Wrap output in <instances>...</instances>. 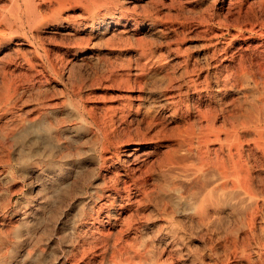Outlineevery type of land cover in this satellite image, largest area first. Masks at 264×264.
<instances>
[{
    "label": "rangeland",
    "instance_id": "rangeland-1",
    "mask_svg": "<svg viewBox=\"0 0 264 264\" xmlns=\"http://www.w3.org/2000/svg\"><path fill=\"white\" fill-rule=\"evenodd\" d=\"M99 4L101 3L98 0H0V143L2 142L3 145L0 144V245L2 246L0 253H5L7 250L5 254L1 253L0 264H86L89 260L88 257L91 258L92 254H87L86 260H80L82 253L80 248L86 243L88 244L95 236L100 235L99 232H96V227L102 230L112 229L115 233L124 229L116 236H121L124 240H136V243L140 241L138 244L135 243L136 248L134 249L137 250L136 253L141 252V254L137 253L136 260L140 262L137 264H163L166 259V264L168 261L171 262V259L173 262L169 264H216L217 262L218 264H241V262L242 264L252 262V264L258 262V264H264V259L260 258L254 244L252 247L254 251L251 249V254L254 256L250 263L230 254L229 250H231L230 246L233 241L231 238H236L238 233V225H236V223L238 224V214L233 213L231 208H221L222 204L219 205L221 207L215 204L216 208L210 206L209 211L212 212H209L210 220L203 217V211L195 210L196 200L189 199V195V198L187 197L186 188L183 187L178 193L170 191L174 180L179 179L180 182L182 178L181 181H183L180 183H184L185 179L182 177L184 171L181 172L180 169L185 170V167H183V163L179 164L178 161L176 163L175 160L173 162L172 159L163 157L169 147L160 145L157 152L154 153L152 158L154 160L148 158L145 164L148 166L139 172L130 169L128 164L124 163L123 158L128 149L148 142L147 138L154 135L156 130L160 133L166 131L163 132L165 135L169 134L174 137L182 130V127H190L188 124L192 119L190 115L187 116L185 111L187 105L190 106V111H193L194 105H197V102L194 101H198V95L192 93V89L183 83L186 82V78H177L173 83L164 81L169 80L166 76L167 73L172 74L173 72V69L169 67L170 62L176 64L179 61L176 51L170 48L180 45L182 50L187 51V55H189L187 57L191 62L190 66H192V62L196 61L202 66L207 64L206 53L213 49L211 42L218 48L228 46V50L232 49V51L243 48L247 57L250 54L251 56L255 55L254 50L264 42V29H262L264 28V0H166L164 5L161 6V3H158L147 11L142 7H138L137 10L132 8V12L127 15L129 18L137 15L140 17L152 15L160 19L158 27L143 29V32L145 31L144 38L155 43L154 47L159 51L164 50V55L166 52L165 56L168 57L164 61L167 62L168 67L165 63L163 67L155 65L147 68L139 78L141 80L135 81L134 78L128 76L134 66L133 64L132 66L128 65L125 50L113 51L111 46L108 47L100 42L88 49L89 52L92 51V56L88 53L79 54L76 57L70 55L69 51L74 48L76 38L92 33L89 28L83 30L78 25L74 27L70 24L76 21L77 24L83 23L90 16L97 15L99 11L105 9V6L101 4L99 7ZM92 5L100 9L94 8L95 10L92 11L93 8L90 7ZM45 9L47 10L44 11ZM249 9L250 11H248ZM76 13H78L77 16H75ZM84 14L86 15L84 16ZM60 16L64 20L59 21ZM163 22L167 24L166 27L165 24H162ZM252 23L255 30L245 28ZM111 29H114V26ZM75 33L76 37L73 36ZM131 41L135 44L134 40ZM61 57H68V62H61L63 60ZM204 71L206 74L208 71L206 67ZM216 71H218L217 67H209V74L212 78L210 79V90L203 93L204 98L200 102L203 109H209L210 104L217 105L211 97L213 90L217 87ZM163 77L165 78L163 79ZM263 92L257 93L259 95L256 97L258 103V98L262 97V94L264 99ZM230 93L227 99H230L231 96V98L236 97L238 105H244V108L247 107L245 106L247 104L250 107L249 102L251 99L254 100L251 92H247L246 96L238 93V95L236 93L230 95ZM129 95L135 96H132L135 105L139 102L137 112L129 109ZM3 97L5 100L9 98L10 103L5 102L4 99L1 100ZM174 99L178 101L179 108L176 111H174ZM6 103H9V107L6 106ZM113 108L124 112L126 123H119L116 117L111 119ZM143 119L147 122L145 123ZM36 125H39L37 126L40 127L39 131L32 128ZM137 127L141 134L137 137L139 139L134 135ZM162 127L165 129L163 128V130ZM179 127L181 128L178 132ZM106 129H109L108 133ZM174 130L176 131L173 132ZM127 133L132 137L128 140L129 142L126 140L130 137ZM142 133L145 135L143 136ZM119 138L120 140L117 141ZM116 142L122 143H117V145ZM65 148L68 151L67 154H65ZM110 151L113 152V155ZM168 160L170 161L169 165ZM135 171L136 173H134ZM178 171L180 174H176L180 177L176 174L173 176L172 173ZM140 172L141 174H139ZM112 173L115 174L112 175ZM127 174L128 177H126ZM140 175L142 177L138 178ZM108 179L111 181L109 182ZM123 182L126 184L124 185ZM174 182L177 185L180 184L177 183V180ZM115 185L119 188L112 189ZM105 187L107 188L105 189ZM125 187L126 189H124ZM142 188L144 192L146 190L156 191H154L155 193L153 191L144 193ZM166 191H170V194ZM165 193L168 196L173 193L176 203L179 202L177 203L179 208L176 207V203L174 205L173 202L166 199L168 196ZM129 195L133 199L132 206L128 203ZM98 196L101 197L98 198ZM111 202L113 204H110ZM163 202H166V205ZM170 203L173 205L170 206ZM184 206L186 209L188 208L187 211L183 210ZM112 210L114 211L112 212ZM172 210L175 211L173 214H171ZM129 213L130 215H128ZM190 214L191 216H189ZM217 214H221V218ZM133 217L135 218L133 219ZM195 218L198 223L194 220ZM213 220L215 223L212 222L210 225ZM219 220L224 225L221 223L219 226ZM127 227L130 228L126 229ZM226 228L229 230L227 231ZM215 230L219 231L218 234ZM260 231L258 228L259 237L262 236L261 239L264 240ZM227 233L232 234L228 235ZM78 238L81 240L79 241ZM8 242L10 243L8 244ZM226 243L227 245H225ZM228 248L229 250H227ZM100 252L98 248L96 253ZM221 255H223L224 262H220L223 261L220 259Z\"/></svg>",
    "mask_w": 264,
    "mask_h": 264
},
{
    "label": "bare ground",
    "instance_id": "bare-ground-1",
    "mask_svg": "<svg viewBox=\"0 0 264 264\" xmlns=\"http://www.w3.org/2000/svg\"><path fill=\"white\" fill-rule=\"evenodd\" d=\"M103 6H105L104 10H101L97 13V15L90 16L86 22L83 23H76L73 22L72 26L78 25L81 27L80 29H87L89 28L92 30V33H89L87 36L83 37L79 36L76 38L74 48L69 51L73 57L78 56L79 54H90L92 56V51H88L92 46L101 43L106 44L108 47L111 46V49L114 50H125L128 65L133 64L134 68L133 70H130V73L128 76L131 78H134L135 80H141L139 79L141 75L147 70V68L154 67L155 65L159 67H163V65H167V62H164L167 60L168 57L167 53L165 52V55L163 53L164 50L159 51L154 47L153 42L147 41L144 37L145 34L143 32V29L146 27H158L159 20L157 16H132V18L127 17L128 13L132 12L131 9L134 8V10H137L138 7H142L144 10H149L151 7L156 6L158 3H161L164 5L166 0H98ZM146 1V2H144ZM176 1V0H175ZM178 1V0H177ZM180 1V0H179ZM182 1V0H181ZM187 1V0H185ZM207 1V0H206ZM257 1V0H256ZM259 1V0H258ZM261 3V2H260ZM95 4V2H94ZM93 4V5H94ZM99 4V7L100 5ZM256 4V3H255ZM51 5V4H49ZM92 7L93 10H97L98 8ZM96 5V4H95ZM98 5V4H97ZM229 5V4H228ZM242 5V4H241ZM101 6V7H103ZM252 6V5H251ZM263 6V4H262ZM49 7V6H47ZM243 7V6H242ZM250 7V6H249ZM51 8V7H50ZM84 8V7H83ZM95 8V9H94ZM230 8V7H229ZM264 8V7H263ZM49 9V8H48ZM100 9V8H99ZM139 9V8H138ZM189 9V8H188ZM255 9V8H254ZM252 9V10H254ZM45 9L44 11H46ZM50 10V9H49ZM52 10V9H51ZM54 10V9H53ZM87 10V9H85ZM240 10V9H239ZM243 10V8H242ZM241 10V11H242ZM230 11V10H229ZM228 11V13H229ZM250 11V9L248 10ZM256 11V10H255ZM90 12V11H88ZM155 12V11H154ZM161 12V11H160ZM257 12V11H256ZM80 13V12H79ZM84 13V12H83ZM91 13V12H90ZM165 13V12H164ZM70 14V13H69ZM75 14V13H74ZM78 13H76L75 16H77ZM87 14V13H86ZM84 14V16L86 15ZM252 14V12H251ZM254 14V13H253ZM256 14V13H255ZM258 14V13H257ZM35 15V14H34ZM62 15V14H61ZM120 15V16H119ZM145 15V14H143ZM73 16V15H72ZM250 16V15H249ZM252 16V15H251ZM255 16V15H254ZM72 18L71 16H68ZM74 17V16H73ZM80 17V16H78ZM256 17V16H255ZM254 17V18H255ZM260 17V15H259ZM77 18V17H76ZM250 18V17H249ZM86 19V18H85ZM64 20L61 16L59 17V21ZM73 20V19H72ZM75 20V19H74ZM73 20V21H74ZM82 20V19H81ZM252 20V19H251ZM45 21V20H44ZM43 21V22H44ZM85 21V20H84ZM252 22V21H250ZM264 22V21H263ZM42 23V21H41ZM53 23V22H52ZM248 23V22H247ZM48 24V23H47ZM66 24V23H65ZM165 24L164 22L162 23ZM40 25V24H39ZM161 25V24H160ZM167 24H165L166 27ZM247 25V24H246ZM254 24H250V26H245L246 29L255 30L256 28L253 26ZM258 25V24H257ZM77 26V27H78ZM114 26V29H111V27ZM42 27V26H41ZM260 27V26H259ZM2 28V27H1ZM244 28V27H243ZM77 29V28H76ZM79 29V30H80ZM261 29V28H260ZM264 29V28H262ZM164 30V29H163ZM176 30V29H175ZM264 33V32H263ZM261 34V33H260ZM258 34V35H260ZM66 35V34H65ZM68 35V34H67ZM71 35V34H70ZM76 33L73 35L75 36ZM213 35V34H212ZM262 35V34H261ZM53 36V35H52ZM76 37V36H75ZM53 38V37H52ZM74 39V38H73ZM131 40L135 41V44ZM243 40V39H242ZM263 40V39H261ZM211 41H213L211 39ZM231 42V41H230ZM229 42V43H230ZM262 42V41H260ZM65 43V42H64ZM210 43V42H209ZM212 48L208 51V62L207 64L203 65L199 62H192V66H190L189 58L187 56V51L182 50L181 47L177 45V47H173L170 49H173L178 54V62L176 64H173V62H170L169 67L173 69L172 74L167 73L169 81L172 82L177 78H186L183 83H186L189 87V89H192V93H196L198 95V101H194L197 105H194L193 111H190V106L187 105V116H191V121L189 122L188 126L190 127H182V130H180L181 127L178 128V132H180L176 135L175 138L172 135H165L162 131L161 134L159 131L156 130L154 135H151L147 138L145 144L139 145L134 148L128 149V151L124 154V163H127L130 169L139 170L144 169V167L148 166L146 160L152 159L154 156V153L157 152V148L161 146L169 147V150H166L165 155L163 157L172 159L173 162L175 160L178 161L179 164H184L183 167H185V170L180 169L181 172L184 171L183 178L185 179L184 183L180 179H176L180 184H176V180L173 181V186L170 188V191L178 193L181 189L186 188L187 190L185 193L189 199L194 198L195 201V210H201L203 211V217L210 219V213H212L210 210L211 207H215V204L218 206L222 204L221 208H231L233 213L238 214L237 216V222L236 223L238 233L236 238L233 239L231 243V250L229 248L227 250L231 251L230 254H233V256L239 257L242 259L247 260V262H251L252 256V247L253 244L256 247V251H258V254H260V258L264 259V240L261 239L262 236L259 237L258 234V228H260V232L264 236V99L263 94L262 97L258 98L259 103L257 102V98L259 95L257 93H260V91H264V42L261 44L260 47H257L256 50H254L253 56L250 54V58L246 56V53L243 48L237 51L228 50V46L225 48H218L214 46L213 42H211ZM215 43V42H214ZM258 43V42H257ZM69 44V43H68ZM158 45V44H157ZM206 45V44H205ZM258 45V44H257ZM248 46V45H247ZM255 46V45H254ZM105 47V46H104ZM169 47V46H168ZM172 47V46H170ZM208 47V46H207ZM211 47V46H210ZM221 47V46H220ZM231 47V46H230ZM239 48V46H237ZM244 47V46H243ZM253 47V46H252ZM256 47V46H255ZM32 48V47H30ZM183 48V47H182ZM247 48V47H246ZM53 49V48H52ZM160 49V48H159ZM169 49V50H170ZM245 49V48H244ZM208 50V49H207ZM236 50V49H235ZM35 51V49H34ZM168 51V50H167ZM171 51V50H170ZM169 51V52H170ZM247 51V50H246ZM252 52V51H251ZM118 53V52H117ZM205 53V52H204ZM248 53V52H247ZM250 53V52H249ZM92 54V55H91ZM205 54V55H206ZM60 55V54H59ZM170 55V54H169ZM62 56V55H61ZM96 56V55H95ZM54 58V57H53ZM62 58V57H61ZM41 59V58H39ZM63 59V60H62ZM61 62H68V57H63ZM111 59V58H110ZM109 59V60H110ZM121 59V58H120ZM56 60V59H55ZM125 60V59H124ZM60 61V60H59ZM126 61V60H125ZM173 61V60H172ZM177 61V60H176ZM175 61V62H176ZM80 62V61H79ZM90 62V61H89ZM169 62V61H168ZM83 63V62H82ZM206 63V62H205ZM91 64V63H90ZM127 65V66H128ZM217 67L218 71H216V83L217 87L212 92V99L214 100L217 105H209V109L206 110L203 109V107L200 105V102L204 98V92H208L210 90V79L212 78L209 74V67ZM158 67V68H159ZM208 70L206 71V74L204 73V69ZM3 68V67H2ZM131 67H129L130 69ZM4 69V68H3ZM7 70V68H5ZM132 69V68H131ZM156 69V68H155ZM161 69V68H160ZM158 70V69H156ZM166 70V69H165ZM214 71L213 69H211ZM5 71V70H4ZM10 71V70H9ZM128 71V70H127ZM162 71V70H161ZM170 71V69H169ZM6 72V71H5ZM70 72V71H69ZM155 72V71H154ZM159 72V71H158ZM166 72V71H165ZM171 72V71H170ZM28 73V72H27ZM72 73V72H71ZM163 73V72H162ZM214 73V72H213ZM149 74V72H148ZM160 74V72H159ZM158 74V75H159ZM164 74V73H163ZM92 75V74H91ZM152 75V74H150ZM156 75V73H155ZM157 75V76H158ZM213 75V74H212ZM6 76V75H5ZM146 76V75H144ZM143 76V77H144ZM154 76V75H153ZM162 76V75H161ZM159 76L160 78H162ZM127 77V75H126ZM148 77V76H147ZM150 77V76H149ZM155 77V76H154ZM128 78V77H127ZM126 78V79H127ZM153 78V77H152ZM165 77H163L164 79ZM9 79V78H8ZM129 79V78H128ZM133 80V79H132ZM215 80V79H214ZM128 81V80H127ZM183 81V80H182ZM130 82V79H129ZM168 82V83H169ZM135 83V82H134ZM138 83V82H136ZM141 83V82H139ZM138 83V84H139ZM167 83V84H168ZM215 83V84H216ZM181 85V83H179ZM214 84V85H215ZM77 85V84H76ZM171 85V84H170ZM174 85V84H173ZM26 86V85H25ZM178 86V85H177ZM185 86V85H184ZM173 88V87H172ZM187 90V89H186ZM178 92V91H177ZM180 92V91H179ZM183 92V91H182ZM229 92L231 93H238L239 95H247V92H251L253 97V101L249 102L250 107L247 105V107H243L241 105H238L237 98H228ZM174 93V92H173ZM230 93V95H231ZM264 93V92H263ZM139 94V93H138ZM237 94V95H238ZM250 94V93H248ZM135 95V94H133ZM129 95L128 101H129V109L134 110L135 112L138 111L139 102L135 105L132 100V96ZM137 95V94H136ZM208 95V94H207ZM257 95V96H256ZM141 96V95H139ZM138 96V97H139ZM143 96V95H142ZM167 96V95H166ZM244 96V97H245ZM135 97V96H133ZM206 97V96H205ZM5 97H3L1 100H3ZM142 98V97H140ZM144 98V97H143ZM243 98V97H242ZM247 98V97H246ZM250 98V97H249ZM137 99V98H136ZM173 99V98H172ZM240 99V98H239ZM5 100V99H4ZM9 100V98H8ZM8 100H5L7 102ZM132 100V101H131ZM169 100V98H168ZM139 101V99H138ZM9 102V101H8ZM143 102V101H142ZM173 102V101H172ZM210 102V101H209ZM10 103V102H9ZM9 103H6V106H8ZM128 103V102H127ZM178 101L174 99L173 105H174V111H176L179 107L177 105ZM193 103V101H192ZM194 103V104H195ZM243 103V102H242ZM241 103V104H242ZM170 104V103H169ZM246 104V103H245ZM192 105V104H191ZM5 106V108H6ZM9 107V106H8ZM169 107V106H168ZM193 108V106H192ZM8 109V108H7ZM113 114L111 119H114L116 117L117 121L119 123H126L127 120L125 119L124 112L118 108H113ZM126 109V108H125ZM171 109V108H170ZM173 110V109H172ZM4 111H6L4 109ZM128 111V110H127ZM140 112V111H139ZM110 113V112H109ZM112 113V112H111ZM134 113V112H133ZM144 113V112H143ZM148 112L146 111V114ZM145 114V116H146ZM13 115V114H12ZM11 115V116H12ZM134 115V114H133ZM5 116V115H4ZM144 116V115H143ZM186 116V117H187ZM10 117V116H9ZM135 117V116H134ZM133 117V119H134ZM140 117V116H139ZM142 117V116H141ZM147 117V116H146ZM145 117V118H146ZM137 118V116H136ZM149 118V117H148ZM153 118V117H151ZM7 119V118H6ZM115 119V120H116ZM137 120V119H136ZM150 120V119H149ZM189 120V119H188ZM111 121V120H110ZM144 121V119H143ZM152 121V119L150 120ZM54 122V121H53ZM115 122V121H114ZM112 122V123H114ZM145 122V121H144ZM147 122V121H146ZM145 122V123H146ZM10 123V122H9ZM111 123V124H112ZM138 123V121H137ZM151 123V122H150ZM117 124V123H116ZM129 124V123H128ZM149 124V123H148ZM153 124V123H152ZM114 125V124H113ZM124 125V124H123ZM123 125H121L123 127ZM39 125H36V127H32L35 129V131H39L40 127H37ZM119 126V125H118ZM117 126V127H118ZM135 126V125H134ZM139 126V125H138ZM150 126V125H149ZM110 127V125H109ZM113 128V127H112ZM119 128V127H118ZM125 128V127H124ZM123 128V130H124ZM130 128V127H129ZM147 128V127H145ZM158 128V127H157ZM164 127H162L163 129ZM169 128V127H168ZM173 128V127H172ZM175 128V127H174ZM177 128V127H176ZM116 129V128H115ZM126 129V128H125ZM154 129V128H153ZM161 129V130H162ZM165 129V128H164ZM163 129V130H164ZM109 129H106V131ZM114 130V129H113ZM128 130V128H127ZM143 130V129H142ZM159 130V129H158ZM171 130V128H169ZM105 131V132H106ZM111 131V128H110ZM115 131V130H114ZM113 131V132H114ZM125 131V130H124ZM153 131V130H152ZM155 131V129H154ZM174 130L173 132H175ZM104 132V133H105ZM121 132V131H120ZM130 132V131H129ZM135 132V129H134ZM143 132V131H141ZM170 132V133H173ZM26 133H28L26 131ZM68 133V132H67ZM108 133V131H107ZM116 133V131H115ZM123 133V132H122ZM121 133V134H122ZM131 133V132H130ZM133 133V131H132ZM146 133V131H145ZM154 133V132H153ZM25 134V133H24ZM23 134V135H24ZM111 134V132H110ZM120 134V133H119ZM125 134V132H124ZM123 134V135H124ZM129 134V133H127ZM126 134V135H127ZM140 134L139 128H136L135 132V138L138 137ZM160 134V135H159ZM22 135V136H23ZM108 135V134H107ZM106 135V136H107ZM115 135V134H114ZM121 135V136H123ZM141 135V134H140ZM139 135V136H140ZM144 136L145 134L142 133ZM162 135V136H161ZM20 136V135H19ZM111 136V135H110ZM130 136V134H129ZM133 136V134H132ZM55 137V136H54ZM117 137V136H116ZM120 137V136H119ZM127 137V136H126ZM121 138V137H120ZM117 139L118 140H120ZM132 137L126 138L127 142ZM134 138V137H133ZM146 138V136H145ZM57 139V138H56ZM55 139V140H56ZM60 139V137H59ZM107 139V138H106ZM139 139V138H137ZM141 139V138H140ZM109 140V139H108ZM112 140V139H110ZM123 140V137H122ZM48 141V140H47ZM54 141V139H53ZM107 141V140H106ZM105 141V142H106ZM138 141V140H136ZM143 141V140H142ZM50 142V141H49ZM48 142V143H49ZM57 142V140H56ZM111 142V141H109ZM125 142V139H124ZM131 142V141H130ZM58 143V142H57ZM115 143V142H114ZM113 143V144H114ZM121 144L122 142H116V144ZM2 145V142L0 143ZM52 144V143H51ZM106 144V143H105ZM109 144V143H108ZM111 144V145H113ZM116 144H114L116 146ZM117 144V145H118ZM3 146V145H2ZM6 147V146H5ZM107 147V146H106ZM118 147V146H117ZM3 148V147H2ZM108 148V147H107ZM73 149V148H72ZM111 149V148H110ZM127 149V148H126ZM70 150V149H69ZM64 152V149L62 150ZM79 151V150H78ZM77 151V152H78ZM124 151V150H123ZM159 151V150H158ZM161 151V150H160ZM42 152V150H41ZM60 152V151H59ZM72 152V151H71ZM116 152V151H115ZM43 153V152H42ZM58 153V152H57ZM68 151H66L65 148V154H67ZM70 153V152H69ZM107 153V151H105ZM111 153V151H110ZM113 153V152H112ZM111 153V154H112ZM50 154V152H49ZM48 154V155H49ZM60 154V153H59ZM65 154H62L63 156ZM73 154V153H72ZM162 154V153H160ZM113 155V154H112ZM121 155V153H120ZM117 156V155H116ZM114 156V157H116ZM122 156V155H121ZM159 156V155H158ZM49 157V156H48ZM59 157V156H58ZM67 157V156H66ZM113 157V158H114ZM160 157V156H159ZM162 157V158H163ZM109 158V157H108ZM121 158V157H120ZM119 158V159H120ZM161 158V159H162ZM115 159V158H114ZM158 159V158H156ZM160 159V158H159ZM105 160V159H104ZM107 160V159H106ZM109 160V159H108ZM107 160V161H108ZM112 160V159H111ZM154 159H152L153 161ZM164 160V158H163ZM167 160V159H166ZM123 161V160H122ZM161 161V160H160ZM165 161V160H164ZM169 161V160H168ZM60 162V161H59ZM97 162V161H96ZM158 162V161H157ZM167 162V161H166ZM107 163V162H106ZM111 163V162H109ZM149 163V160H148ZM151 163V161H150ZM172 163V161H171ZM177 163V162H176ZM92 164V163H91ZM94 164V163H93ZM158 164V163H157ZM170 164V161L168 165ZM110 165V164H109ZM150 165V164H149ZM160 165V164H159ZM165 165V164H163ZM161 165V166H163ZM172 165V164H171ZM170 165V166H171ZM177 165V164H176ZM175 165V166H176ZM108 167V166H106ZM114 167V166H113ZM156 167V166H155ZM178 167V166H177ZM164 168V166H163ZM171 168V167H169ZM179 168V167H178ZM182 168V167H181ZM81 169V168H80ZM110 169V168H109ZM149 169V168H148ZM156 169V168H155ZM154 169V170H155ZM166 169V168H165ZM172 169V168H171ZM111 170V169H110ZM126 170V169H125ZM146 171H150L145 169ZM153 170V166H152ZM151 170V171H152ZM168 170V169H167ZM166 170V171H167ZM179 170V169H177ZM176 170V171H177ZM130 171V170H129ZM164 171V170H163ZM120 172V171H119ZM125 172V171H124ZM123 172V173H124ZM133 172V171H131ZM178 172L172 173L174 174H180ZM117 173V172H116ZM136 173V171L134 172ZM147 173V172H146ZM168 173V171H167ZM115 173H112V175ZM141 174V172L139 173ZM176 174V175H177ZM118 175V173H117ZM122 175V174H120ZM134 175V174H133ZM145 175V174H144ZM164 175V174H163ZM175 175V176H176ZM105 176V175H104ZM111 176V173H110ZM115 176V175H114ZM113 176V177H114ZM124 176V175H123ZM132 176V175H131ZM130 176V177H131ZM137 176V175H136ZM153 176V175H152ZM172 176V175H171ZM179 176V175H177ZM128 177V174L127 176ZM141 178L142 176H138V178ZM155 177V175H154ZM180 177V176H179ZM119 178V177H118ZM117 178V179H118ZM133 178V177H132ZM136 178V177H135ZM151 178V177H150ZM103 179H106L103 177ZM146 179V178H145ZM153 179V178H152ZM174 179V178H173ZM73 180V179H72ZM80 180V179H79ZM109 180V179H108ZM116 180V178H115ZM132 180V179H130ZM129 180V181H130ZM136 180V179H134ZM106 181V180H105ZM111 180H109L110 182ZM127 181V180H126ZM138 181V180H137ZM147 181V180H146ZM150 181V180H149ZM152 181V180H151ZM78 182V181H77ZM117 182V181H115ZM141 182V181H140ZM171 182V181H170ZM64 183V182H63ZM103 183V182H102ZM107 183V181L105 182ZM122 183V181H121ZM124 183V182H123ZM130 183V182H129ZM138 183V182H137ZM148 183V182H147ZM79 184V183H78ZM126 183H124L125 185ZM128 184V182H127ZM139 184V183H138ZM146 184V183H145ZM176 184V185H175ZM184 184V185H183ZM81 185V184H80ZM105 185V184H104ZM109 185V184H108ZM144 185V184H143ZM183 185V186H182ZM110 186V185H109ZM132 186V185H131ZM136 186V185H135ZM182 186V187H181ZM76 187V186H75ZM128 187V186H127ZM144 187V186H143ZM150 187V186H149ZM168 187V186H167ZM107 187H105L106 189ZM119 187L113 186L112 189H116ZM122 188V187H121ZM148 188V187H147ZM126 189V187L124 188ZM143 189V188H142ZM146 189V188H145ZM150 189V188H148ZM156 189V188H155ZM164 189V188H162ZM166 189V188H165ZM1 190V189H0ZM60 190V189H59ZM133 190V189H132ZM140 190V189H138ZM167 190V189H166ZM169 190V189H168ZM66 191V190H65ZM147 191H153V190H146ZM156 191V190H154ZM153 191V192H154ZM165 191V190H164ZM166 191V192H170ZM144 192V189H143ZM144 192V193H145ZM162 192V191H161ZM184 192V191H183ZM70 193V192H69ZM110 193V192H109ZM141 193V192H140ZM152 193V192H151ZM155 193V192H154ZM157 193V192H156ZM108 194V193H107ZM112 194V193H111ZM114 194V193H113ZM112 194V195H113ZM121 194V193H120ZM128 194V193H127ZM130 194V193H129ZM143 194V193H142ZM150 194V193H149ZM148 194V195H149ZM153 194V193H152ZM166 194V193H165ZM170 194V193H169ZM183 194V193H182ZM73 195V194H72ZM71 195V196H72ZM131 195V194H130ZM127 198L129 201L128 203L132 206V198ZM155 196V194H153ZM167 195V194H166ZM176 195V194H175ZM184 196V198L186 197ZM126 196V195H125ZM128 196V195H127ZM137 196V195H136ZM142 196V195H141ZM146 196V195H145ZM152 196V195H151ZM168 196V195H167ZM173 193L168 196V200L171 202L176 203L175 198L173 197ZM178 196V195H177ZM101 196H98V198ZM139 197V196H138ZM150 197V196H149ZM148 197V198H149ZM153 197V196H152ZM157 197V195H156ZM180 197V194H179ZM111 198V197H110ZM114 198V197H113ZM140 198V197H139ZM143 198V197H142ZM141 198V199H142ZM147 198V197H146ZM155 198V197H153ZM162 198V197H161ZM160 198V199H161ZM187 198V199H188ZM152 199V198H151ZM164 199V200H166ZM176 199H178L176 197ZM180 199V198H179ZM188 199V200H189ZM105 200V199H104ZM115 200V199H114ZM117 200V199H116ZM125 200V199H124ZM123 200V201H124ZM136 200V199H135ZM138 200V199H137ZM144 200V199H142ZM149 200V199H148ZM155 200V199H154ZM163 200V199H161ZM167 200V201H168ZM182 200V199H181ZM186 200V199H185ZM187 200V201H188ZM193 200V199H192ZM108 201V200H107ZM118 201V200H117ZM150 201V200H149ZM158 201V200H157ZM179 201V200H178ZM194 201V200H193ZM104 202V201H103ZM113 202V201H112ZM110 204H113V203ZM120 202V201H119ZM190 202V201H189ZM192 202V201H191ZM190 202V203H191ZM115 203V202H114ZM117 203V202H116ZM164 203V202H163ZM161 203V204H163ZM166 203V202H165ZM164 203V204H165ZM179 203V202H177ZM176 203V204H177ZM189 203V204H190ZM102 204V203H101ZM122 204V203H121ZM171 204V203H170ZM194 204V203H193ZM192 204V207H193ZM105 205V204H104ZM120 205V203H119ZM166 205V204H165ZM171 204L170 206H172ZM169 206V207H170ZM63 207V206H62ZM129 207V206H128ZM164 207V206H163ZM162 207V208H163ZM166 207V206H165ZM174 207V206H173ZM178 207V204L177 206ZM191 207V208H192ZM218 207V208H219ZM6 208V207H5ZM4 208V209H5ZM168 208V207H167ZM179 208V207H178ZM183 208V207H182ZM216 208V207H215ZM136 209V207H135ZM172 209V207H171ZM176 209V208H175ZM188 209V208H187ZM184 206L183 210H186ZM9 210V209H8ZM110 210V209H109ZM126 210V209H125ZM131 210V209H130ZM134 210V209H133ZM163 210V209H162ZM166 210V209H165ZM170 211V208L168 209ZM194 210V209H192ZM194 210V211H195ZM98 211V210H97ZM114 210H112L113 212ZM137 211V210H136ZM142 211V210H141ZM191 211V210H190ZM216 211V210H215ZM140 212V210H139ZM168 213V211H166ZM164 212V213H166ZM175 212L172 210L171 214ZM177 212V211H176ZM179 212V211H178ZM196 212V211H195ZM194 212V213H195ZM239 212V213H238ZM3 213V212H2ZM110 213V212H109ZM116 213V212H115ZM114 213V215H116ZM126 213V212H125ZM128 213V212H127ZM131 213V212H130ZM130 213L128 215H130ZM138 213V212H137ZM187 213V212H186ZM217 213V212H216ZM221 213V212H220ZM1 214V213H0ZM169 214V213H168ZM192 214V213H191ZM191 214L189 216H191ZM105 215V214H104ZM166 215V214H165ZM196 216V214H194ZM198 215V214H197ZM218 215V214H217ZM221 215V214H220ZM218 215V216H220ZM20 216V215H19ZM120 216V215H118ZM127 216V215H126ZM137 216H139L137 214ZM136 216V217H137ZM169 216V215H168ZM200 216V215H199ZM93 217V216H92ZM124 217V215H123ZM171 217V216H170ZM194 217V216H193ZM202 217V216H201ZM202 217V218H203ZM224 217V216H223ZM96 218V217H95ZM102 218V217H101ZM119 218V217H118ZM125 218V217H124ZM132 218V216H131ZM135 217H133L134 219ZM192 218V217H191ZM200 218V217H199ZM216 218V217H215ZM221 218V216L219 217ZM236 218V217H235ZM218 219V218H216ZM225 219V218H224ZM12 220V219H11ZM197 220L196 218L194 219ZM194 220H192L194 222ZM200 220V219H199ZM227 220V219H226ZM225 220V221H226ZM88 221V220H86ZM131 221V219H130ZM137 221V220H136ZM190 221V222H192ZM205 221V220H204ZM203 221V223H204ZM207 221V220H206ZM220 221V220H219ZM92 222V221H91ZM90 222V223H91ZM125 222V221H124ZM127 222V221H126ZM132 222V221H131ZM192 222V223H193ZM198 223V221H196ZM201 222V221H200ZM210 222V221H209ZM213 221H211L210 225ZM227 222V221H226ZM111 223V222H110ZM122 223V222H121ZM128 223V222H127ZM130 223V222H129ZM134 223V222H133ZM195 223V222H194ZM202 223V222H201ZM215 223V222H214ZM221 221L219 226H221ZM232 223V222H230ZM99 224V223H98ZM107 224V223H106ZM105 224V225H106ZM206 224V223H205ZM209 224V223H208ZM207 224V225H208ZM223 224V223H222ZM229 224V223H228ZM113 225V224H112ZM111 225V226H112ZM197 225V224H196ZM203 225V224H202ZM206 225V227H207ZM215 225V224H214ZM224 225V224H223ZM234 225V226H236ZM90 226V225H88ZM231 226V225H230ZM233 226V225H232ZM82 227V226H81ZM99 227V226H98ZM108 227V226H107ZM133 227V226H132ZM213 227V226H212ZM216 227V225H215ZM105 228V227H104ZM130 227H127L126 229H129ZM209 228V227H208ZM214 228V227H213ZM223 228V226H222ZM221 228V229H222ZM7 229V228H6ZM119 229V228H117ZM137 229V228H136ZM211 229V228H210ZM227 231L229 230L226 228ZM235 229V228H234ZM236 229V230H237ZM81 230V229H80ZM87 230V229H85ZM84 230V231H85ZM97 230L96 232H99L100 235L95 236L88 244L80 249H82V253L80 256V260H84L87 256V254L91 255L92 257H88V262L86 264H137L140 263L137 262V252L134 250L136 247L135 245L136 240L130 241L125 239L123 237H118L116 234L122 233L124 229L119 230V233L113 232L112 229L108 230H102L100 228H95ZM135 230V229H134ZM213 230V229H211ZM219 230V229H218ZM223 230V229H222ZM233 231V229L231 228ZM83 231V230H82ZM88 231V230H87ZM126 231V230H125ZM216 231V230H215ZM231 231V232H232ZM86 232V231H85ZM94 232V230H92ZM217 234L219 231H216ZM223 232V231H222ZM230 232V231H229ZM235 232V230L233 231ZM260 233V234H261ZM78 234V233H77ZM76 234V235H77ZM84 234V233H83ZM91 234V233H90ZM124 234V233H123ZM131 234V233H130ZM140 234V233H139ZM221 234V233H220ZM228 234V233H227ZM232 234V233H231ZM228 234V235H231ZM136 235V233H135ZM138 235V234H137ZM189 235V234H188ZM216 235V234H215ZM128 236V235H127ZM78 237V236H77ZM136 237V236H135ZM134 237V238H135ZM140 237V236H139ZM228 237V236H227ZM84 238V237H82ZM90 238V236H89ZM92 238V237H91ZM127 238V237H126ZM138 238V237H137ZM5 239V238H4ZM2 239L4 242L5 240ZM76 239V238H75ZM132 239V238H131ZM136 239V238H135ZM228 239V238H227ZM7 240V239H6ZM9 240V239H8ZM77 240V239H76ZM75 240V241H76ZM79 240V238H78ZM81 240V239H80ZM79 240V241H80ZM138 241V239H137ZM7 242V241H6ZM195 242V241H194ZM224 242V241H222ZM10 242H8L9 244ZM82 243V242H81ZM84 243V242H83ZM136 243V244H135ZM228 243V242H227ZM227 243L225 245H227ZM5 244V243H4ZM18 244V243H17ZM78 244V243H77ZM82 245V244H81ZM203 245V244H202ZM224 245V244H223ZM4 246V245H3ZM162 246V245H161ZM0 247H2L0 245ZM5 247V246H4ZM3 247V248H4ZM7 247V246H6ZM223 247V246H221ZM227 247V246H226ZM100 249V253L97 254V249ZM146 248V247H144ZM224 248V247H223ZM252 249V250H251ZM255 249V248H254ZM3 250V249H2ZM203 250V249H202ZM222 250V249H221ZM224 250V249H223ZM226 250V248H225ZM7 251V250H6ZM5 251V253H6ZM192 251V250H191ZM254 251V250H253ZM11 252V251H10ZM8 252V253H10ZM75 252V250H74ZM2 253V252H1ZM0 253V255H2ZM4 253V254H5ZM7 253V254H8ZM77 253V252H76ZM79 253V251H78ZM11 254V253H10ZM141 254V252H140ZM157 254V253H156ZM155 254V256H156ZM225 254V253H224ZM256 254V253H255ZM15 255V254H14ZM79 255V254H78ZM227 255V254H225ZM11 256V255H10ZM9 256V257H10ZM2 257V256H1ZM14 257V256H13ZM223 255H221L222 259ZM225 257V256H224ZM230 257V256H229ZM4 258V256L2 257ZM7 258V257H6ZM226 258H228L226 256ZM234 258V257H233ZM232 258V259H233ZM11 259V258H10ZM75 259V258H74ZM78 259V258H77ZM149 259V258H148ZM225 259V258H224ZM231 259V260H232ZM260 259V260H261ZM3 260V259H2ZM68 260V259H67ZM73 260V259H72ZM86 260V259H85ZM159 260V259H158ZM167 260V259H166ZM165 260V261H166ZM223 260V259H222ZM7 261V259H6ZM6 261H4L6 263ZM74 261V260H73ZM161 261V260H160ZM164 261L163 264H166ZM173 262V260H170ZM206 261V260H205ZM219 261V260H217ZM227 261V260H225ZM235 261V260H233ZM237 261V260H236ZM239 261V260H238ZM254 261V260H252ZM12 262V261H11ZM10 262V263H11ZM38 262V261H37ZM79 262V261H78ZM162 262V261H161ZM168 261V264L171 263ZM220 262H224L220 261ZM263 262V261H262ZM2 263V262H1ZM40 263V262H38ZM176 263V262H175ZM240 263V262H239ZM253 263V262H252ZM250 263V264H252ZM257 263V262H256ZM259 263V262H258ZM257 263V264H258ZM34 264V263H33ZM70 264V263H69ZM84 264V263H83ZM156 264V263H154ZM182 264V263H181ZM218 264V262L216 263ZM225 264V263H224ZM228 264V263H227ZM235 264V263H234ZM237 264V263H236ZM242 264V262H241ZM263 264V263H262Z\"/></svg>",
    "mask_w": 264,
    "mask_h": 264
}]
</instances>
